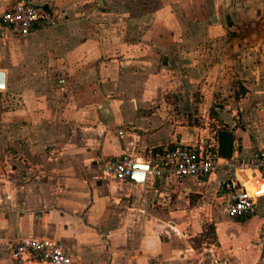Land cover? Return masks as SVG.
Returning a JSON list of instances; mask_svg holds the SVG:
<instances>
[{
	"label": "crops",
	"instance_id": "0c3cea01",
	"mask_svg": "<svg viewBox=\"0 0 264 264\" xmlns=\"http://www.w3.org/2000/svg\"><path fill=\"white\" fill-rule=\"evenodd\" d=\"M17 1L0 0V17ZM24 1L47 19L0 32V264H30L11 255L27 236L69 264H264V193L231 219L223 187L254 178L264 145V0ZM175 145L203 146L216 168L143 182L101 172ZM208 223L215 242L193 245Z\"/></svg>",
	"mask_w": 264,
	"mask_h": 264
},
{
	"label": "built area",
	"instance_id": "2783aa9c",
	"mask_svg": "<svg viewBox=\"0 0 264 264\" xmlns=\"http://www.w3.org/2000/svg\"><path fill=\"white\" fill-rule=\"evenodd\" d=\"M47 14L42 7L24 0L17 1L10 9L1 14L0 32L6 31L14 36L29 34L38 22L45 21ZM135 164L145 165L143 170L134 169ZM216 160L206 153L201 145H175L160 154L137 161L131 156H117L102 165V174L128 180L134 170L142 172L144 179H162L174 176L207 178L216 168ZM253 170V177L264 182V145L255 149L247 164ZM239 167H244L239 164ZM228 199L225 211L229 218L239 219L250 215L255 207L257 196L250 195L245 184L236 178L227 179L224 184ZM258 245L264 252V228ZM15 260L30 264H69L71 257L56 243L48 239L27 236L17 240L11 249Z\"/></svg>",
	"mask_w": 264,
	"mask_h": 264
},
{
	"label": "water",
	"instance_id": "95a60500",
	"mask_svg": "<svg viewBox=\"0 0 264 264\" xmlns=\"http://www.w3.org/2000/svg\"><path fill=\"white\" fill-rule=\"evenodd\" d=\"M4 80H5L4 74L0 72V89L4 88ZM133 168L138 170H143L146 168V166L135 164ZM128 180L133 182H143L144 175L142 172L134 170L130 173ZM245 188L247 189L250 195H257L260 193H264V182L259 180L258 178H253L249 183L245 185Z\"/></svg>",
	"mask_w": 264,
	"mask_h": 264
},
{
	"label": "trees",
	"instance_id": "16d2710c",
	"mask_svg": "<svg viewBox=\"0 0 264 264\" xmlns=\"http://www.w3.org/2000/svg\"><path fill=\"white\" fill-rule=\"evenodd\" d=\"M233 137L231 132L224 130L218 137V154L223 157H229L232 149Z\"/></svg>",
	"mask_w": 264,
	"mask_h": 264
},
{
	"label": "rangeland",
	"instance_id": "374dc122",
	"mask_svg": "<svg viewBox=\"0 0 264 264\" xmlns=\"http://www.w3.org/2000/svg\"><path fill=\"white\" fill-rule=\"evenodd\" d=\"M207 111H210V114L211 112L213 111L212 109H209ZM254 225V224H253ZM213 224L212 223H208L207 225H205V229L202 233V235L200 237H196L192 242H193V245H197V241H201V239L203 238L205 241L207 242H215V238H213ZM257 257H258V260L260 261L262 259V257H264V254L261 253V252H258L257 253Z\"/></svg>",
	"mask_w": 264,
	"mask_h": 264
}]
</instances>
